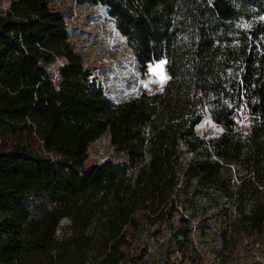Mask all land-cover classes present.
<instances>
[{
    "label": "trees",
    "instance_id": "16d2710c",
    "mask_svg": "<svg viewBox=\"0 0 264 264\" xmlns=\"http://www.w3.org/2000/svg\"><path fill=\"white\" fill-rule=\"evenodd\" d=\"M76 2L105 7L140 70L165 61L168 81L111 100L49 0L10 1L0 14V264H122L132 234L143 222L168 231L191 187L260 231L264 0ZM204 116L218 137L196 134ZM105 134L121 162L86 166Z\"/></svg>",
    "mask_w": 264,
    "mask_h": 264
},
{
    "label": "rangeland",
    "instance_id": "374dc122",
    "mask_svg": "<svg viewBox=\"0 0 264 264\" xmlns=\"http://www.w3.org/2000/svg\"><path fill=\"white\" fill-rule=\"evenodd\" d=\"M10 1L0 0V14L7 11ZM49 4L64 18L71 45L108 98L120 102L141 92L163 90L168 81L165 61L148 64L146 71H141L105 7L79 4L76 0H49ZM56 66L50 68L54 73ZM243 126H247L245 121ZM195 132L207 140L218 137L223 129L204 116ZM7 134L0 127V141L8 140ZM191 158L186 153L182 164L186 165ZM106 160L121 162L107 134L89 145L85 165ZM192 189L179 194L184 207L172 218L168 231L154 234L147 222L142 223L130 238L128 260L122 264H264V227L258 232L244 230L225 199L192 196ZM181 217L188 223L180 222ZM67 223L63 220L61 226Z\"/></svg>",
    "mask_w": 264,
    "mask_h": 264
}]
</instances>
